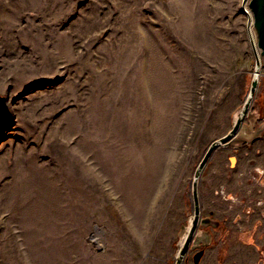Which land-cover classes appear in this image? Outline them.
<instances>
[{
  "label": "rangeland",
  "instance_id": "obj_1",
  "mask_svg": "<svg viewBox=\"0 0 264 264\" xmlns=\"http://www.w3.org/2000/svg\"><path fill=\"white\" fill-rule=\"evenodd\" d=\"M248 3L0 0V264H172L195 168L249 92ZM255 101L264 116V60ZM254 166L264 136L201 178L222 258L242 191H264ZM241 239L264 264V240Z\"/></svg>",
  "mask_w": 264,
  "mask_h": 264
},
{
  "label": "water",
  "instance_id": "obj_2",
  "mask_svg": "<svg viewBox=\"0 0 264 264\" xmlns=\"http://www.w3.org/2000/svg\"><path fill=\"white\" fill-rule=\"evenodd\" d=\"M248 7L250 9V12L248 11L247 13L250 17L251 25V46L255 56L249 92L244 102L235 110L232 116L231 129L227 134L209 144L195 168L190 183L193 212L189 213L187 223L181 226L178 233L174 264L183 263L193 239L192 250H196L201 246L208 247L211 245L212 235L208 231L199 230L200 226L216 228L219 225L217 220L201 217L199 195L201 178L215 152L220 148L233 147L235 150H238L244 145L251 146L260 140L264 134V122L260 125L257 124L260 120V112L253 111L256 104L255 95L259 86L262 61L264 60V0H249ZM7 101V97L0 95V129L8 126L10 109ZM202 253L200 251L196 255V263L199 262Z\"/></svg>",
  "mask_w": 264,
  "mask_h": 264
},
{
  "label": "crops",
  "instance_id": "obj_3",
  "mask_svg": "<svg viewBox=\"0 0 264 264\" xmlns=\"http://www.w3.org/2000/svg\"><path fill=\"white\" fill-rule=\"evenodd\" d=\"M257 167V166H254V168ZM264 167V166H263ZM253 168V169H254ZM259 168V167H258ZM262 169V168H261ZM264 171V168L262 169ZM257 187V186H256ZM239 190L241 188L237 187ZM242 190V189H241ZM245 190V191H244ZM242 193L244 197H247L250 201V199L253 200V202L251 203H248L247 206H250L252 209H251V212L250 213H244L240 210V213L237 214L238 216L241 217L242 220H246L247 219V222L245 221V225L247 226L246 230L244 228V225H240L242 226L241 227V230L240 231H246L245 234L244 232L239 234V236H237V238H235L233 241H232V234L230 236V240L232 243L231 246L233 247L231 250H230V253L232 254V256L230 257V259H226L225 260V264H240L241 262H246V264H250V260L253 259V263H258V259H259V254L258 252L256 253L255 250L251 251L250 253L252 255H250V258L249 257H246L245 260H242L241 255L240 254H243V250L245 251V249H249V245L245 242L244 239H241L240 240V236H248V238H250L251 240H255L256 242H258V240H264V194L262 191L261 193H259V189H255L254 186H253V190H251L249 187L245 188ZM257 202H261V203H258ZM251 218V219H250ZM256 244V243H255ZM257 245V244H256ZM236 249H235V247ZM240 250H242V253L240 252ZM246 254V253H244ZM236 260V261H235Z\"/></svg>",
  "mask_w": 264,
  "mask_h": 264
},
{
  "label": "flooded vegetation",
  "instance_id": "obj_4",
  "mask_svg": "<svg viewBox=\"0 0 264 264\" xmlns=\"http://www.w3.org/2000/svg\"><path fill=\"white\" fill-rule=\"evenodd\" d=\"M253 111H256V112H260V120L257 122V124L258 125H260L261 123H263L264 122V116H263V113H262V107H254L253 108ZM246 123H247V121H246ZM263 136H264V134H263ZM262 136V137H263ZM259 141V140H258ZM257 142V141H256ZM255 142V143H256ZM254 143V144H255ZM253 145V144H252ZM251 145V146H252ZM244 146H246V147H251V146H247V145H244ZM244 146H242V147H244ZM241 147V148H242ZM240 148V149H241ZM220 149H224V150H227V149H232V151H235V152H237L238 150H235L233 147H228V148H220ZM216 153V152H215ZM213 158V157H212ZM212 160V159H211ZM211 160H210V162H211ZM230 161H231V163L232 164H234V162H235V158H231L230 159ZM209 162V163H210ZM209 163H208V165H209ZM207 165V166H208ZM253 172H255L253 175H251V176H249V177H252V179L253 180H250L251 182L253 181V182H257V183H260V184H262V182L264 181V171L261 169V168H258V167H255L254 168V170H253ZM201 183V182H200ZM200 187V186H199ZM263 187H264V185H263ZM259 193H261L262 191H258ZM242 198V197H241ZM246 201H245V203H243V205H242V207H241V211L242 212H244V213H250L251 212V207L250 206H247L248 205V203H251V202H253V200L252 199H250V201H248L249 199L248 198H246L245 199ZM193 202V201H192ZM200 203H201V201H200ZM258 203H261V202H257V204ZM191 212H193V205H192V209H190V210H187L186 211V215H187V219H188V216H189V213H191ZM201 213H202V204H201ZM201 217L202 218H205V217H209V218H211V219H214V220H217V219H215L213 216H212V214H208V215H203V213H202V215H201ZM239 218H240V216H238ZM241 219V218H240ZM218 222H219V225H218V227H216V228H213V227H211V226H209V227H202V226H200L199 227V230H204V231H208L211 235H212V243H211V245L210 246H208V247H203V246H201L200 248H198V249H196V250H192L191 249V247H192V245H193V242H194V239H193V241H192V243H191V245H190V248H189V250H188V252H187V254H186V256H185V259H184V261H183V263L182 264H225V260H226V258H222L224 255L221 253V249H217V251H216V253H211L210 252V250H211V248H212V246H214V243H215V241H216V236H215V234H214V231H217V230H219L220 228H221V225H222V223L219 221V220H217ZM245 221H247V219L246 220H244V222ZM187 223V222H186ZM184 225V224H183ZM242 226L243 225H245V223H242L241 224ZM182 226V225H181ZM241 226V227H242ZM244 228H245V230H246V228H247V226L245 225L244 226ZM180 229H181V227H180ZM180 231V230H179ZM246 232V231H245ZM179 233V232H178ZM226 238L223 240V242L221 243V245L222 244H227V242L229 243V240H230V236H231V233H229L228 232V230H226ZM230 244V243H229ZM175 247H176V245H175ZM232 247V246H231ZM231 247H230V249H231ZM229 249V248H228ZM227 249V250H228ZM229 249V250H230ZM200 251H202L203 253H202V256H201V258H200V260H199V262L198 263H196V261H195V257H196V255L200 252ZM175 252H176V249H175ZM229 253H230V251H229ZM174 255H175V253H174ZM175 263V257H174V261L172 262V264H174Z\"/></svg>",
  "mask_w": 264,
  "mask_h": 264
}]
</instances>
